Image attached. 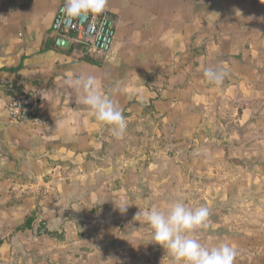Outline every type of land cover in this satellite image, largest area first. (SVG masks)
<instances>
[{
	"label": "crops",
	"instance_id": "obj_1",
	"mask_svg": "<svg viewBox=\"0 0 264 264\" xmlns=\"http://www.w3.org/2000/svg\"><path fill=\"white\" fill-rule=\"evenodd\" d=\"M60 2L0 0V264H175L136 215L176 200L208 208L202 245L264 264V0H107L105 55L59 45ZM87 76L119 138L68 83ZM29 90L40 122L15 123L6 105ZM131 130L147 143L119 151Z\"/></svg>",
	"mask_w": 264,
	"mask_h": 264
},
{
	"label": "clouds",
	"instance_id": "obj_2",
	"mask_svg": "<svg viewBox=\"0 0 264 264\" xmlns=\"http://www.w3.org/2000/svg\"><path fill=\"white\" fill-rule=\"evenodd\" d=\"M106 3L107 0H66L63 11L70 18L99 15L105 10ZM226 74L224 69L211 67L204 71L205 78L216 85L222 84ZM68 83L82 88L85 94L83 102L94 112L98 122L110 126L117 138L123 135L126 119L109 96L96 91L94 77H79ZM141 215L153 230L155 244L166 249L175 264H234L236 252L229 244L206 247L197 238V230L206 226L209 216L207 207H188L181 200H176L166 210L152 208L143 213L139 211L136 217Z\"/></svg>",
	"mask_w": 264,
	"mask_h": 264
},
{
	"label": "built area",
	"instance_id": "obj_3",
	"mask_svg": "<svg viewBox=\"0 0 264 264\" xmlns=\"http://www.w3.org/2000/svg\"><path fill=\"white\" fill-rule=\"evenodd\" d=\"M66 0L60 6L52 23V32L59 38L80 45L85 53L108 54L117 39L116 21L112 13L105 9L99 15L68 17L63 11ZM9 118L18 124L40 122L43 101L40 91L29 90L6 105ZM44 232V230L42 231Z\"/></svg>",
	"mask_w": 264,
	"mask_h": 264
},
{
	"label": "rangeland",
	"instance_id": "obj_4",
	"mask_svg": "<svg viewBox=\"0 0 264 264\" xmlns=\"http://www.w3.org/2000/svg\"><path fill=\"white\" fill-rule=\"evenodd\" d=\"M131 132H132V130L129 133H127L126 136H125V138H124L127 142H130L129 144H123V143H121L122 141H119L118 143H116V147H118V150L119 151H121L123 149V147H127V148H125L126 153H128L130 150H131L130 153H132L133 148H135L137 146H143V145H145L147 143L146 140L143 141L144 135H139L137 133H131ZM128 147H131V149L129 150ZM153 157L154 156H152V158ZM44 233H45V230H44Z\"/></svg>",
	"mask_w": 264,
	"mask_h": 264
},
{
	"label": "water",
	"instance_id": "obj_5",
	"mask_svg": "<svg viewBox=\"0 0 264 264\" xmlns=\"http://www.w3.org/2000/svg\"><path fill=\"white\" fill-rule=\"evenodd\" d=\"M59 45L61 47L67 48V47L70 46V42L69 41H66L65 39H62V40L59 41Z\"/></svg>",
	"mask_w": 264,
	"mask_h": 264
},
{
	"label": "trees",
	"instance_id": "obj_6",
	"mask_svg": "<svg viewBox=\"0 0 264 264\" xmlns=\"http://www.w3.org/2000/svg\"><path fill=\"white\" fill-rule=\"evenodd\" d=\"M88 61H91L90 59H87ZM27 227H29V225L27 226Z\"/></svg>",
	"mask_w": 264,
	"mask_h": 264
}]
</instances>
